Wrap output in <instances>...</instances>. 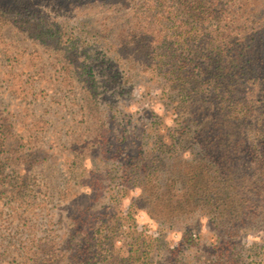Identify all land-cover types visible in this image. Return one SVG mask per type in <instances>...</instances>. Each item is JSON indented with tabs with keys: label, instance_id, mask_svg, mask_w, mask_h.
<instances>
[{
	"label": "rangeland",
	"instance_id": "1",
	"mask_svg": "<svg viewBox=\"0 0 264 264\" xmlns=\"http://www.w3.org/2000/svg\"><path fill=\"white\" fill-rule=\"evenodd\" d=\"M144 1L115 36L84 29L97 49L76 61L0 15V264H264L260 164L242 152L218 185L223 163L195 145V96L170 73L187 55L173 19ZM64 3L36 1L77 37L105 20L97 3Z\"/></svg>",
	"mask_w": 264,
	"mask_h": 264
},
{
	"label": "trees",
	"instance_id": "2",
	"mask_svg": "<svg viewBox=\"0 0 264 264\" xmlns=\"http://www.w3.org/2000/svg\"><path fill=\"white\" fill-rule=\"evenodd\" d=\"M36 1L0 0V15L30 38L63 48L76 61L79 54L90 58L95 42L86 40L84 29L90 34L101 33L103 38L115 36L133 20V6L139 0H75L86 6L97 3L94 9H102L105 19L102 22L90 18L80 21V37L70 34L69 16L61 12L57 19L55 14H42ZM54 1L63 10L62 5L69 0ZM144 2L147 4L143 14L150 13L151 19H173L171 28L181 47L175 51L180 49V53L187 55L183 61L175 58L174 65L180 64L170 73L180 78L182 95L195 96L191 104L195 145L207 151L203 155L205 160L212 157L223 163L218 185L226 184L229 178L225 175L231 174L233 161H239L242 152L247 158L258 161L264 173V94L260 92L261 85L264 90V0H225L223 5L221 0ZM92 9L84 8L86 16ZM139 16L142 15L137 12ZM165 55L159 56L161 65L169 59V54ZM170 57H175L174 52ZM163 69L165 71L167 66L163 65ZM81 70L87 73L91 68L82 63ZM249 85L256 87L253 94L247 90ZM2 159L0 157V175L4 165ZM200 174L195 172V177L200 179ZM213 180L216 182L215 177ZM199 181L195 182L196 193L212 188L209 180L203 184ZM145 254L141 252L138 258ZM93 259L87 258L86 262L92 264Z\"/></svg>",
	"mask_w": 264,
	"mask_h": 264
}]
</instances>
